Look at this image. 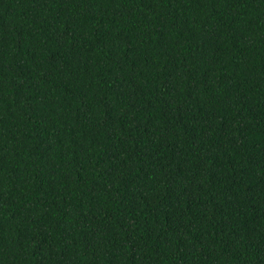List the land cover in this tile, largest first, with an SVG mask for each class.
Returning a JSON list of instances; mask_svg holds the SVG:
<instances>
[{
	"label": "trees",
	"instance_id": "obj_1",
	"mask_svg": "<svg viewBox=\"0 0 264 264\" xmlns=\"http://www.w3.org/2000/svg\"><path fill=\"white\" fill-rule=\"evenodd\" d=\"M0 264H264V0H0Z\"/></svg>",
	"mask_w": 264,
	"mask_h": 264
}]
</instances>
